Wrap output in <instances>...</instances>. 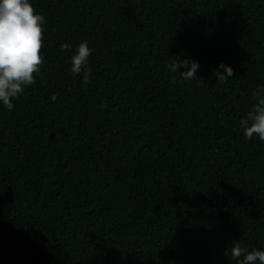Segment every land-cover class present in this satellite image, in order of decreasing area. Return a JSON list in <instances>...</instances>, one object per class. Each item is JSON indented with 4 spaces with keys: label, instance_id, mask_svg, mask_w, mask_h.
<instances>
[{
    "label": "trees",
    "instance_id": "trees-1",
    "mask_svg": "<svg viewBox=\"0 0 264 264\" xmlns=\"http://www.w3.org/2000/svg\"><path fill=\"white\" fill-rule=\"evenodd\" d=\"M30 2L43 63L14 110L0 105V264H235L234 242L264 250V142L239 127L264 86V0ZM83 41L89 65L73 75ZM180 59L199 79L169 70Z\"/></svg>",
    "mask_w": 264,
    "mask_h": 264
},
{
    "label": "clouds",
    "instance_id": "clouds-1",
    "mask_svg": "<svg viewBox=\"0 0 264 264\" xmlns=\"http://www.w3.org/2000/svg\"><path fill=\"white\" fill-rule=\"evenodd\" d=\"M46 18L35 12L30 0H0V105L8 111L14 110L13 100L17 99L28 86L36 80L34 73L40 72L43 58V31ZM62 49H69L68 43L61 44ZM91 49L87 41L81 42L71 57V72L80 75L89 65ZM183 67L185 71L179 72ZM200 64L194 60H182L169 65L173 73L179 72L184 80L199 79L196 73ZM222 70V71H221ZM84 73V82L90 74ZM220 83H226L234 76L231 66L221 62L214 70ZM255 103L246 116L239 121L242 135L248 140L258 138L264 142V86L254 91ZM56 99L55 96L52 97ZM103 108V105L101 106ZM235 264H264V250L243 247L234 242L226 252Z\"/></svg>",
    "mask_w": 264,
    "mask_h": 264
}]
</instances>
